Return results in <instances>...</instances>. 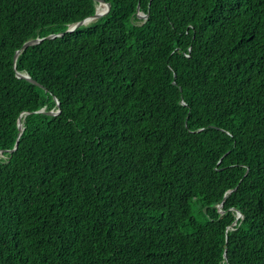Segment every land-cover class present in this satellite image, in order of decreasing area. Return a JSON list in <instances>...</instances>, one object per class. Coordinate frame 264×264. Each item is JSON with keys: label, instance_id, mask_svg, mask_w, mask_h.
I'll return each instance as SVG.
<instances>
[{"label": "trees", "instance_id": "obj_1", "mask_svg": "<svg viewBox=\"0 0 264 264\" xmlns=\"http://www.w3.org/2000/svg\"><path fill=\"white\" fill-rule=\"evenodd\" d=\"M102 1L0 0V264H264V0Z\"/></svg>", "mask_w": 264, "mask_h": 264}, {"label": "water", "instance_id": "obj_2", "mask_svg": "<svg viewBox=\"0 0 264 264\" xmlns=\"http://www.w3.org/2000/svg\"><path fill=\"white\" fill-rule=\"evenodd\" d=\"M96 1L98 2V7H99L100 5H104V6H105V7H104L105 10H103L102 12H98V11H97V8H98V7H97V8H96V12H95V14H94L93 16L88 17V18L82 20L81 22H79V23H77V24H75V25H71V26L68 28V30H67L66 32H73V31H75L77 28H79L80 26L85 25V24H87V23H89V22H91V21H93V20H96V19L100 18L101 16L105 15V14L109 11V9H110V5H109L108 3H104L102 0H96ZM138 17L145 18L146 16L139 14ZM61 35H62V34H58V35H49V36H47L46 38H41V39H40V38H37V39L30 40V41L26 42L25 44H23V46L21 47L20 51H21V50H24L25 48H27V47H29V46L36 45V44L40 43L41 41H43L44 39H53V38L58 37V36H61ZM17 54H18V52L15 54V56H14V60H16ZM16 77H17V78L26 79L27 81L36 84V83H35L34 81H32L27 75H22V74H18V73H16ZM56 105L58 106V102H57V101H56ZM39 112H42V111H39ZM39 112H38V113H39ZM58 113H59V110H57L56 112H48L47 114H48V115H56V114H58ZM17 127H18L19 132H21V131H22V127H21V118H20V117H19L18 120H17ZM19 136H20V133L18 134V137H19ZM16 146H17V143H16L14 149L16 148ZM14 149H13V150H14ZM13 150H12V151H13ZM12 151H10V152H12ZM1 153H2V151L0 150V154H1ZM228 194H229V193H228ZM228 194H227V195H228ZM239 217H241V214H238V218H239Z\"/></svg>", "mask_w": 264, "mask_h": 264}, {"label": "bare ground", "instance_id": "obj_3", "mask_svg": "<svg viewBox=\"0 0 264 264\" xmlns=\"http://www.w3.org/2000/svg\"><path fill=\"white\" fill-rule=\"evenodd\" d=\"M103 10H105L104 5H100V6L97 8V11H98V12H102Z\"/></svg>", "mask_w": 264, "mask_h": 264}]
</instances>
